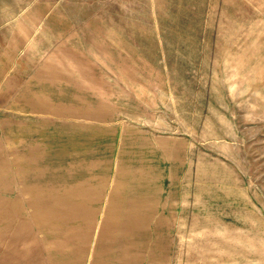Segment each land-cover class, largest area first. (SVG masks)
<instances>
[{
	"label": "rangeland",
	"instance_id": "rangeland-1",
	"mask_svg": "<svg viewBox=\"0 0 264 264\" xmlns=\"http://www.w3.org/2000/svg\"><path fill=\"white\" fill-rule=\"evenodd\" d=\"M21 31L67 52L75 121L173 155L164 264H264V0H0L2 54Z\"/></svg>",
	"mask_w": 264,
	"mask_h": 264
},
{
	"label": "crops",
	"instance_id": "crops-1",
	"mask_svg": "<svg viewBox=\"0 0 264 264\" xmlns=\"http://www.w3.org/2000/svg\"><path fill=\"white\" fill-rule=\"evenodd\" d=\"M21 32L0 52V264H164L163 228L180 219L173 155L75 121L67 52L42 58L48 39Z\"/></svg>",
	"mask_w": 264,
	"mask_h": 264
}]
</instances>
